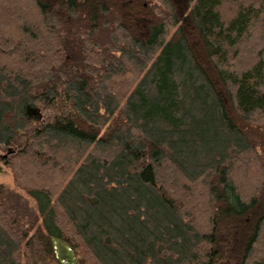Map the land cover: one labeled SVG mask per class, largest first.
<instances>
[{
  "label": "trees",
  "instance_id": "16d2710c",
  "mask_svg": "<svg viewBox=\"0 0 264 264\" xmlns=\"http://www.w3.org/2000/svg\"><path fill=\"white\" fill-rule=\"evenodd\" d=\"M5 152L0 264H264V0H1Z\"/></svg>",
  "mask_w": 264,
  "mask_h": 264
},
{
  "label": "water",
  "instance_id": "95a60500",
  "mask_svg": "<svg viewBox=\"0 0 264 264\" xmlns=\"http://www.w3.org/2000/svg\"><path fill=\"white\" fill-rule=\"evenodd\" d=\"M7 154V152L0 154V157L7 156ZM51 245L53 256L57 264H79L77 253L69 242L60 237L52 236Z\"/></svg>",
  "mask_w": 264,
  "mask_h": 264
},
{
  "label": "rangeland",
  "instance_id": "374dc122",
  "mask_svg": "<svg viewBox=\"0 0 264 264\" xmlns=\"http://www.w3.org/2000/svg\"><path fill=\"white\" fill-rule=\"evenodd\" d=\"M14 7H17V6L13 5L12 6V10L14 9ZM33 114H35V113H33ZM240 172L242 174V172H243L242 168H241ZM0 182H5V183H8V184H12L13 183L11 169L2 160H0Z\"/></svg>",
  "mask_w": 264,
  "mask_h": 264
}]
</instances>
